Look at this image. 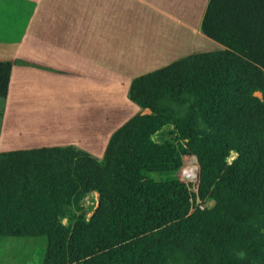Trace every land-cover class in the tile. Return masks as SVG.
Masks as SVG:
<instances>
[{"label": "trees", "instance_id": "1", "mask_svg": "<svg viewBox=\"0 0 264 264\" xmlns=\"http://www.w3.org/2000/svg\"><path fill=\"white\" fill-rule=\"evenodd\" d=\"M201 32L226 49L134 79L129 97L151 114L117 130L102 161L73 147L0 153V236L46 238L44 264H264V0H210ZM13 67L0 61L2 98ZM169 123L176 142L154 141ZM190 154L198 197L215 202L194 213L188 191L148 175L174 157L177 172L197 164ZM92 193L99 212L64 224Z\"/></svg>", "mask_w": 264, "mask_h": 264}, {"label": "crops", "instance_id": "2", "mask_svg": "<svg viewBox=\"0 0 264 264\" xmlns=\"http://www.w3.org/2000/svg\"><path fill=\"white\" fill-rule=\"evenodd\" d=\"M0 1V61L23 63L12 69L8 96L20 85L25 93L43 87L65 100L63 110L51 101L23 115L19 141L8 140L13 133L4 107L0 153L73 147L102 161L117 130L151 114L129 97L134 79L192 54L226 49L201 32L210 0ZM93 111L103 120L90 124ZM120 118L109 128L108 119Z\"/></svg>", "mask_w": 264, "mask_h": 264}, {"label": "rangeland", "instance_id": "3", "mask_svg": "<svg viewBox=\"0 0 264 264\" xmlns=\"http://www.w3.org/2000/svg\"><path fill=\"white\" fill-rule=\"evenodd\" d=\"M3 2L0 1V11L3 12L4 7L2 5ZM2 14H0L1 17ZM4 28V25L0 24V30ZM125 32H127L125 30ZM135 34L139 31L136 29ZM140 32L143 33V30L140 29ZM129 37V34L127 35ZM4 51L0 49V54ZM192 52V51H189ZM1 60V59H0ZM14 66H21L22 61L18 59L13 61ZM19 83V82H18ZM36 84V82H35ZM36 92L25 93V90L21 89L20 85H16L14 87V91L9 94L8 99H4L0 97V114L3 113L4 107L6 108V121L10 127V131L12 132V138H8V140L19 141L20 137H25V135L21 136L20 128L21 125H17L18 121L21 122L20 118L23 115H28V111L36 114L37 112L42 111L43 104H47L53 101V107L57 110L64 109V99L61 98V95L58 93H54L52 91H45L43 87H39L35 89ZM113 95V94H111ZM256 97L262 98L260 93L255 94ZM192 100L190 99L186 104L183 105H173V109L176 113L183 115L188 110L194 106ZM47 102V103H46ZM2 103V105H1ZM42 103V104H41ZM104 112V111H103ZM116 112V110L114 111ZM121 112V111H120ZM100 111H93L90 114L89 123L94 124L99 120H103L99 115ZM94 114V115H93ZM147 115V114H146ZM2 116V115H1ZM6 116V115H5ZM120 119L110 120L108 119V126L112 128L115 126L117 121L120 122ZM1 117H0V125H1ZM88 122V121H87ZM105 124V122L103 123ZM18 126V127H17ZM8 127V126H6ZM108 128V127H107ZM20 133V134H18ZM35 136V135H33ZM154 141L161 143L163 140H174L176 142L175 128L172 123L167 124L163 127L161 131L156 133L153 137ZM5 140L6 142H9ZM33 140V139H30ZM17 146V145H16ZM33 146V145H32ZM187 157H195L197 164L192 163L189 165H185L180 172L176 170V160L179 159L174 157L170 160H165L159 166L158 172L148 174L150 178H168L170 181V186L174 190H186L190 193V205L191 211L190 213H194L197 209H205L212 208L215 205L214 201L207 200L202 201L198 197V189L200 184V174L201 167L198 161V157L195 154L186 155ZM182 156V157H186ZM236 154L232 153V155L228 158V163L231 164L233 160L236 158ZM176 158V159H175ZM198 178V180H197ZM183 180L185 182V186L187 189L180 188L175 186L172 183V180ZM100 195L98 193H92L86 196L77 206L66 207L68 218L63 220L64 224L73 223L77 217L83 216L88 221L91 220L98 212L101 207L100 203ZM48 248V242L44 237H15L10 235H1L0 236V264H44L46 253ZM233 255L238 259H246L247 255L244 252H233ZM172 264H192L190 259L187 257H176L173 260Z\"/></svg>", "mask_w": 264, "mask_h": 264}]
</instances>
